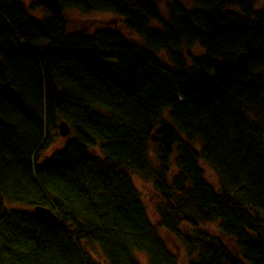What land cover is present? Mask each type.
<instances>
[{"label":"trees","instance_id":"16d2710c","mask_svg":"<svg viewBox=\"0 0 264 264\" xmlns=\"http://www.w3.org/2000/svg\"><path fill=\"white\" fill-rule=\"evenodd\" d=\"M257 1L61 0L113 12L131 37L112 25L70 31L64 11L40 18L0 0V264H180L161 228L183 240L188 264H264ZM60 119L72 136L44 159ZM136 176L161 199L157 224ZM214 222L239 254L206 233Z\"/></svg>","mask_w":264,"mask_h":264},{"label":"rangeland","instance_id":"374dc122","mask_svg":"<svg viewBox=\"0 0 264 264\" xmlns=\"http://www.w3.org/2000/svg\"><path fill=\"white\" fill-rule=\"evenodd\" d=\"M27 6L29 7L30 12L40 18L49 16L52 14V12L45 8L42 5H36L37 3L35 0H24ZM162 2V1H161ZM164 2V1H163ZM256 7L258 9L264 8V0H258ZM64 15L67 17L69 24H68V30L70 31H75V30H81L85 29L88 32H93L94 30L106 26V25H112L120 29L124 34L131 36V37H137L136 34L130 32L128 29L124 27V22L122 21L121 18H119L117 15H115L111 11H89V12H83L78 9L74 8H66L63 10ZM192 53L195 55H202L204 53V48L202 46L195 45L191 49ZM163 57L166 58V56L163 54ZM264 68V63L263 67ZM263 88V87H262ZM261 88V90H263ZM264 112V111H262ZM64 121V119L58 120V126L57 129L54 131L53 135L55 138L54 144L44 153V159L48 158L51 156L54 152L57 150L61 149L68 139L72 136L70 134L67 137H63L60 134V123ZM195 146L197 148H200L201 145L199 144L198 141H193ZM202 165L205 169L206 176L208 180L215 185V187H218L220 185V177L216 173V171L208 165L206 162L202 161ZM176 168L173 165V170L170 173V178L175 174ZM135 183L137 188L140 190L142 194L143 201L145 202L150 219L157 224L159 222V215L158 211H156V204L161 200L158 197V194H156L153 190L151 182L144 180L143 178L136 176L135 177ZM219 188V187H218ZM264 207V206H261ZM264 214V213H263ZM185 232L187 233H194L193 229H191L188 225L185 223L182 224L181 227ZM205 229L206 233L209 235H213L215 237H218L222 239L232 250L234 254H239L238 247L236 245V242L234 239L226 236L223 234L219 228V223L214 222V223H209L207 226H203ZM162 236L164 237L165 241L167 242L168 247L172 252H174L177 257L178 261L180 264H188L189 261V252L187 246L184 244L183 240L176 236L174 233L171 231L161 228L159 231ZM98 259H103V255L101 252H98L95 255ZM141 262L142 264H147L148 260L145 256H141Z\"/></svg>","mask_w":264,"mask_h":264},{"label":"water","instance_id":"95a60500","mask_svg":"<svg viewBox=\"0 0 264 264\" xmlns=\"http://www.w3.org/2000/svg\"><path fill=\"white\" fill-rule=\"evenodd\" d=\"M35 1L41 4L42 6L47 7L53 14L60 15V13L63 10V5H62L61 0H35ZM225 11L235 16H244L242 12H240L239 10L233 7H230V8L228 7ZM247 56H248V53L246 51L241 52L240 54L236 56V62L238 64H242L246 60L245 58H247ZM257 76L262 80L264 79V74L262 72L257 73ZM70 133H71L70 124L66 120L62 121L60 123V134L63 137H67L70 135ZM35 210L37 211L38 214H40L42 217L48 220L57 219V215L49 207L36 206Z\"/></svg>","mask_w":264,"mask_h":264},{"label":"bare ground","instance_id":"6f19581e","mask_svg":"<svg viewBox=\"0 0 264 264\" xmlns=\"http://www.w3.org/2000/svg\"><path fill=\"white\" fill-rule=\"evenodd\" d=\"M45 8H47V7H45ZM47 9H48V8H47ZM237 10H238V9H237ZM62 12H63V10H62ZM62 12H61V13H62ZM240 12H241V11H240ZM61 13H60V14H61ZM70 134H71V133H70Z\"/></svg>","mask_w":264,"mask_h":264}]
</instances>
